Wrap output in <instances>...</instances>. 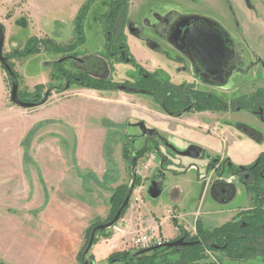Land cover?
I'll return each mask as SVG.
<instances>
[{
  "label": "crops",
  "instance_id": "obj_1",
  "mask_svg": "<svg viewBox=\"0 0 264 264\" xmlns=\"http://www.w3.org/2000/svg\"><path fill=\"white\" fill-rule=\"evenodd\" d=\"M85 1L79 0V3L75 4L71 12L66 15V20L54 21L50 37H47L57 43L70 42L73 39L74 18ZM98 4L95 3L93 6ZM87 20L88 15L84 27L85 43L79 47V51L85 52L84 57L95 55L93 61L100 62L101 58L98 55L102 52L104 42L101 29H97L100 35L97 47L87 49L89 42L86 30ZM30 24L32 20L26 14L12 17L1 23L4 31L3 54H9L16 48L12 42V30L15 26L27 28ZM42 35L39 33L35 36ZM128 38L130 36L126 37L127 45L134 55L135 40H128ZM22 47L23 45L18 49ZM151 54L158 56L156 53ZM40 57L41 54H37L22 60H11L15 64V72L23 82L22 87L28 91L35 85L47 84L46 63L57 59L56 55L51 57L53 60ZM30 61L38 63L37 70L28 68ZM158 63L162 65L158 68L166 70L169 74L173 72L172 68L176 70V65L170 62H167L166 66L164 63ZM127 67L114 64L112 79L123 68L128 69ZM256 73L259 77L257 80L259 86L264 88V73L258 67L251 71V74ZM173 76L179 77L181 74L177 73ZM8 90L5 74L0 66V146H26L27 134L35 126L37 127L34 128L36 131L30 146H53V120H60V118L68 126L80 128L77 146H53V160L27 161L23 158L0 160V166L8 168L1 171L2 203H12L15 199L31 196L33 202L26 206L25 213L33 216L41 212L45 197L44 186L50 195V210L45 216L46 224L44 225L45 230H48V237L43 241L42 247H38L37 250L35 245H31L30 233H26V229L30 228L26 223L27 220H21L19 229L23 231L8 227V232L0 238L3 247L1 252H5L4 250L8 247L10 251L22 255L26 261L33 264H77L78 255L90 228L108 219L109 200L113 191L126 185L130 178L120 147L125 142L122 144L119 140L116 143L114 131L111 133L113 137H110L109 130H115L116 127L126 128L123 133V136H126L125 131L132 128L134 129L132 136L139 137V131L135 130L136 124L142 123L145 128L155 131L177 151L194 148L200 152V158L189 159L174 154V157H171L170 161L166 160L163 165L160 157H156V154L149 151V154H154V159L148 162V169L144 170L140 177L145 186L147 199L143 194V202L140 205L137 207L128 205L122 216L128 226L123 236L103 237L106 233L110 234V228L100 234L96 233L95 237H98V241L92 245L90 252L93 264L104 263L112 253L129 249L130 242L140 227L153 229L165 242H171L178 238L181 230L188 233L194 232L197 220L203 222V225L208 228L224 224L227 217L230 218L228 212L231 211L233 201L231 190L235 192L238 188L244 196L245 193L243 187L237 183L234 188L232 187L234 183L232 178H226L230 183L229 187L223 183L225 182L223 175L217 176L214 172H207L206 165L209 159H229L235 166H247L260 154H264V142L259 141L257 136L253 134L254 136L251 137L224 124V120L232 116L252 117L244 112L231 114L205 112L171 117L146 96L73 87L68 91L72 96L62 104L64 106L57 105L56 110L53 111V103L48 100L29 115L28 109L17 107L9 102ZM68 92L59 96L66 95L65 93ZM252 92L253 90L249 88L245 93ZM85 93L93 94L92 99L87 100ZM49 99H52V96ZM109 146H117L111 154L108 153ZM156 147L158 152L164 155L166 147L160 145ZM202 155L203 158H201ZM27 167L30 168L28 171L30 183L24 175ZM31 168H33V174L30 173ZM173 171L177 173L173 174ZM14 182H17L16 187ZM189 183L193 184V190L185 189ZM166 187L169 189L167 190ZM200 187L202 194L195 203ZM164 190L170 191V199L169 203L162 204L160 197ZM205 191L207 199L204 196ZM208 191L211 192V197L208 196ZM192 193H194L193 196ZM209 199L211 205H208L207 210L201 211L203 202ZM0 205L2 206L1 203ZM244 205L246 202H242V206ZM186 206L195 207V209L186 210ZM180 207L183 213L179 211ZM167 209L173 211L174 217L167 216ZM218 216H224L221 219L225 222L212 225L211 222H214V219L220 218ZM0 260L3 264L8 263L5 258Z\"/></svg>",
  "mask_w": 264,
  "mask_h": 264
},
{
  "label": "rangeland",
  "instance_id": "obj_2",
  "mask_svg": "<svg viewBox=\"0 0 264 264\" xmlns=\"http://www.w3.org/2000/svg\"><path fill=\"white\" fill-rule=\"evenodd\" d=\"M108 1L109 0L95 1V3H99V4L91 7L89 12L87 13L88 20L86 23V30L89 36V42H88L87 49H89V47H95V46L97 47L98 45V39L100 35L98 34L97 29L99 30L101 29V25L99 24L98 19H99V16L107 10ZM225 2L226 0H129L127 17L126 18L121 17V22H117V30L122 31L126 37L130 36L128 40H132V39L135 40V43L133 44V51H134L133 56L136 62H140V64H142L145 71L146 70H151V71L156 70V72L162 71L161 73L165 72V74L169 77V79H174V78L179 79V77L173 76V75H177V73L182 71V72L188 73L187 77L190 78V76H192V71L190 70V66L187 63V60H181L180 62L179 61L180 57L179 55H177V52L169 47L171 45L169 44L170 39H168V37L165 36L167 24L171 22H175L178 19V17H180V15L189 16L184 19V20H187L188 18H192V16L190 15L196 14L202 17L215 19L216 21H219L223 24L224 30H229V18L225 10V6H226ZM78 3H79V0H0V24L3 21H7L8 19L12 17L24 15V14L28 15L31 18L32 24H30L29 27L26 28V27L21 26L20 28H18L17 26H15L14 30H12V42L16 45L15 46L16 48L14 50L21 51L24 48L26 42L30 38L36 37L35 35L39 33L43 34L42 36H37L39 40L40 39L41 40L50 39L47 36L50 37V31L53 30V22L56 20H61V19L66 20V15L69 14L71 12V9L74 7V5ZM102 10H105V11L102 12ZM87 15H86V18H87ZM86 18H85V21H86ZM162 20L167 21V23L162 22ZM85 21L83 24L84 27H85ZM179 23H177L174 27V31H175L174 36L177 39L179 38V35L182 30V28L180 29L178 28L180 27ZM132 30H134V32H132ZM101 34L103 36L102 29H101ZM141 35L143 37H141ZM149 40L154 41L158 44L159 48H156V49L160 50V54L157 53L159 57L158 56L155 57V55H152L151 53L154 54V51L149 49L148 46L145 44V41L147 42ZM22 45L23 47L21 49H18V47ZM170 49L172 50L171 51L172 56L167 55L169 54L168 52L170 51ZM103 51L104 50L102 49V52ZM11 52L9 54H11ZM38 54H41V57H40L41 59H47V60H53L51 59V57L55 56L51 53H46L44 51H41ZM77 54L81 57H84L85 52L79 51V47H78ZM6 55L7 54H3V57H5ZM34 55H37V54H34ZM56 57H57L56 60H58L61 58V55H56ZM95 57H96L95 55L93 58L90 56H85V58H88V60L94 59ZM260 57L263 59V62H264V54H261ZM12 60H15V61L22 60V58H15ZM233 61L238 62L239 66H237V68L244 70V72L241 70H235L233 72V75L230 77L227 85L217 90V92L220 94L219 96L227 100H231L233 97H235L234 95L241 94L244 91L248 90L250 87H253L252 89L254 91L256 89H260V87H258L259 82L257 80H259V77L257 76V73L251 74L252 70L249 71L250 69H253L254 67L257 66V65L251 64L254 62L257 63L256 58H254L252 55L237 53L232 57L231 63ZM158 62L164 63L165 66L167 65V62H170L171 64H174L178 67L177 71H175L172 68L173 72H170L171 74L170 75L169 72H166V70L164 71V69L161 70L160 68H158L159 66H162ZM51 63H53V61L50 63H46L47 68H48L47 84L35 85L33 88H31V90L28 91L27 89H24L22 87L23 82H21L19 75L14 70L15 64L12 63L11 60L9 61L11 68L14 70V72L18 76V80H17L18 86L17 87H19L18 90H19L21 98H22V94L25 95L27 93H33L34 88L36 86H43L41 96L38 97L39 101H41V99H43V97L47 95V99L45 100V102L41 103L40 105L35 106L34 108H29L27 110L29 115H32L35 112V110H38V108L44 105L48 100H50V102L53 103V111L56 110L55 107L57 105L64 106L62 104H64V102L69 100L72 96L71 92H68V91L73 87L82 88L78 85H71L70 87L65 86L66 84L65 79H63L62 81H54L53 76H51L53 72V70L51 69L52 67L50 68L48 66L49 64L51 66ZM248 63H250V65H247ZM29 64H30V67H28L29 69L34 70V71L38 69L37 62L30 61ZM108 67L106 69H109ZM127 68L128 69L123 68L121 71H119L120 73L114 76L113 79H112V75L114 72V68H112V71L107 70V77H109L110 80H112V82L114 81L115 83L124 81L123 78H125V80L134 81L136 79V72L130 66H128ZM259 68L261 72L264 73V66L263 67L259 66ZM168 69L171 70V68H168ZM2 71L5 74L7 88L9 89L8 91H9V102H10V91L12 88V83H10V80L8 79V75L6 74V72L3 69ZM216 86L219 87L218 84ZM51 87H55V88L61 87V92H57L55 89ZM64 92H68V93H65L66 95L59 96L60 94H63ZM92 95L93 94H89V95L86 94L85 98L87 100L92 99ZM51 96H52V99H49ZM115 96L118 97V95H115ZM122 101L124 103L123 97H122ZM106 114H109V113L106 112ZM224 121H225L224 124L231 128L233 127L239 130L241 127H243L245 129L251 130V134H254L255 136H257L259 141L264 142V131H263L264 125L261 124L256 119L252 117H245V116L244 117L232 116L231 118H227ZM36 127L37 126L33 127V130H31L27 134L26 146H0V160L2 159L19 160L20 158H23L27 161L32 160V159L48 161V160H53V146H77L80 128H76L73 126L72 128L68 126L62 118H60V120H53V146H30L31 139L36 131V129L34 128ZM125 129L126 128L120 129L119 127H116L115 130H111V131L109 130L108 133L110 134V137H111L112 136L111 133L112 131H114L115 135L113 134V136H115L114 138H116V141H115L116 143L119 140L121 141L122 144L125 142L120 147H121L122 155H123V151L126 150V159H128V157L131 159V156H133L136 151H140L145 148H148L149 151L156 154V157H160V161L161 162L164 161L162 162L163 165L166 163V160L170 161L171 157H174V153H172L171 151H168L166 148L164 149V155L160 154V152L158 154V152H156L155 150L156 146L154 145L153 140L151 139L148 140L149 138L142 140L143 138H146V136L143 133L140 134L141 139H139L137 135L132 136L134 135L133 134L134 129L132 128H128V130L125 131V134L127 135L123 136ZM135 130L138 131L137 129ZM116 147L117 146H109L108 153L111 154L113 152V149ZM149 151L146 154H149ZM237 152L238 150L236 151V153ZM203 157L204 156L202 155L201 158ZM126 159L123 157V161L129 171L128 174L130 176L131 169L129 166V162H127ZM218 166L220 167V164ZM7 169L8 168L6 167L0 166V194H1V185H2V180H1L2 175L1 174L4 170H7ZM32 169L33 168H31V172H30L31 174H33ZM29 170L30 168L28 167L25 168L24 170V175L28 183H30L29 175H28ZM218 171H220V168H218ZM172 173L176 174L177 171H173ZM223 177L225 178V182H227V183L225 182L223 183L226 184V186L230 187L229 181L226 180V178L228 177L227 173H224ZM239 182H241L240 179H238L237 183ZM14 183H15L14 187H16L17 182H14ZM130 183H131V178H129V181L126 184V186H129ZM234 186H235V182L232 184L233 188ZM193 188H194L193 184L189 183L185 189L186 190L189 189L190 191V190H193ZM260 188L264 190V184L260 186ZM166 189L168 190L169 187H166ZM167 190H164V193L160 197L161 198L160 203L162 204L169 203L168 201L170 199V195H169L170 191H167ZM231 192H232L231 199H233V201H232L231 211L230 213L228 212V214L230 215V218H228L229 217L228 216L225 222L223 219H221V218H224V216H218L220 218L218 220L214 219L215 221L211 222L212 225L214 224L219 225L223 223V221L225 223H228L240 211L244 210V208H246L247 206H251L250 199H247V197L245 199V196L241 192V189L239 190L238 188H236L235 192L232 190ZM205 193L206 191L204 192V196H206V199H207L208 197ZM43 194L45 195V197L43 199L42 208L40 209L41 212L39 214H34L33 216L25 213V210H27L26 206L31 205L33 202V198L31 196L26 197L24 199L23 198L15 199L13 200L12 203H9V202L2 203L3 201H1V198H0V203L2 204V206L0 205L1 206L0 207V238H3L5 234L8 232V229H7L8 227L13 228L14 230L18 228L19 231H23L19 229L21 220H27L26 223L31 229L27 228L26 233H30L29 235L31 236V241H30L31 245H35L34 247H36L37 250H38V247H42L43 241L47 239L48 237V230H45L44 225L46 224L45 216L46 214H48L50 210V206H49L50 195L48 191L45 189V186H44ZM201 194H202V191L200 187L198 191V196L195 198V200L198 199ZM193 195L194 193H192V196ZM208 196L211 197L210 191H208ZM145 198L147 199V193L145 194ZM197 201L198 200H196L195 203H197ZM242 202L244 203L246 202V205L242 206ZM209 204L211 205L210 199L207 200V202H203V206L200 207V209H202L201 211L207 210ZM187 209L192 210V209H195V207L188 208L186 206V210ZM179 211L183 213V210L181 207L179 208ZM209 228H212V227H209ZM180 234L181 235L187 234L191 237L195 235V230L194 232H189V233L181 230ZM2 248L3 247L0 243V259L5 258L6 262H8L6 264H33V263L26 261V259L23 258L22 255H19L16 252L13 253L12 251H10L8 247L6 250H4L5 252H1ZM32 250L35 251L36 249L35 250L32 249ZM120 252L135 253L137 251L133 248H129V249H126ZM204 254H205L204 259L197 261L194 264H264V254H262L261 252L246 255L243 259H240V260H232V259L226 258L219 251L212 252L209 250H205ZM86 260L87 261L89 260L87 256H86ZM77 264H81V262L77 261ZM101 264H109V263L106 260L104 263H101ZM112 264H119V263L117 262V263H112Z\"/></svg>",
  "mask_w": 264,
  "mask_h": 264
},
{
  "label": "trees",
  "instance_id": "obj_3",
  "mask_svg": "<svg viewBox=\"0 0 264 264\" xmlns=\"http://www.w3.org/2000/svg\"><path fill=\"white\" fill-rule=\"evenodd\" d=\"M95 1L86 0L78 10L73 21V39L67 44L57 43L50 39H38L37 37L30 38L21 51L14 50L11 54H7L4 58L6 65L9 67L8 72L5 66L0 63L1 68L8 75L10 83L17 84L18 76L11 68L9 61L15 58H24L29 55L38 54L41 51L51 53L53 55H61V58L48 65L52 70L51 76L54 81H62L65 79V86L78 85L85 89L97 91H121L126 94H141L152 95L159 103L161 108L171 116H178L185 109L188 112H203V111H237L248 110L253 111L255 107L263 109V103L260 101L264 98L263 93H255L244 97L243 99L234 100L226 103L211 95L195 92L188 87L173 88L163 84V80L167 77L157 72L149 74L142 70L131 57L128 47L125 43L123 35L117 30V22H121V17L125 18L129 6V0H109L107 10L100 15L98 21L104 37V56L107 58L108 70L112 71V64L126 63L134 67L139 78L135 83L123 82L115 83L109 77L99 78L90 75L81 70H70L67 68L68 63L76 64L75 59L78 57L77 48L85 43L84 21L87 13L94 5ZM102 1V0H101ZM123 54V56L121 55ZM52 78V77H51ZM108 78V79H107ZM19 88V87H18ZM57 92H61V87H51ZM43 86H36L33 93L22 94L20 96L18 90V98L25 103L32 104L34 108L37 105L45 102V97L38 100L41 96ZM181 97L185 98L182 101ZM260 119L264 122V113ZM157 148H155L156 150ZM149 149L145 148L136 151L131 159H126V150L123 151V157L129 162L131 183L129 186L123 185L116 188L109 200L110 211L108 219L110 221L119 208L125 203L133 188L140 182V179L133 175L132 168L136 161L148 153ZM130 159V161H129ZM217 158L208 165V168H214V162ZM164 162V161H162ZM264 168V155H260L255 163L241 170L255 169V171ZM230 172H234L233 166H230ZM247 194L250 197L252 207L247 210L240 211L230 222L214 228H206L200 220L195 224V235L189 236L182 234L180 237H185L187 242L194 243L191 246L181 248H166L159 247L148 253L130 252H115L108 256L109 264H194L197 261L204 259L205 250L219 251L226 258L232 260L243 259L246 255L261 252L264 254V190L261 188L249 187L244 185ZM129 201V200H128ZM129 203L124 207L119 218H122ZM98 225V224H96ZM92 226L87 233L84 246L78 255V261L81 264H92L91 248L86 251L87 242L90 236ZM105 231V230H104ZM101 233V232H100ZM99 233V234H100ZM98 234V233H97ZM109 237V233L103 235ZM178 237V238H180ZM177 238V239H178ZM98 237L94 238L93 244H96ZM86 256L89 260H86ZM0 264H3L0 262Z\"/></svg>",
  "mask_w": 264,
  "mask_h": 264
},
{
  "label": "flooded vegetation",
  "instance_id": "obj_4",
  "mask_svg": "<svg viewBox=\"0 0 264 264\" xmlns=\"http://www.w3.org/2000/svg\"><path fill=\"white\" fill-rule=\"evenodd\" d=\"M225 5H226L225 10L229 18V30H224L223 24L219 21H216L215 19L202 17L196 14L190 15L192 16V18H188L187 20L184 19L189 16L180 15V17H178V19L175 22H171L167 24L165 36L168 37V39H170L169 44H171L170 46L169 45L168 46L177 52V55H179L180 57L179 60L180 62L181 60H187V63L190 66V70L192 71V76L189 75L190 78H188L187 77L188 73L180 71L179 73L181 74V76H179V79H175V78L169 79V77L165 74V72H163V74L167 77V79L163 80L164 85H168L169 87H173V88L188 87L189 89L191 88V90L195 92L211 95L218 99H221L227 104L234 100L243 99L244 97L253 95L257 92L264 94V88L260 86H258L260 87V89H256L255 91L252 89L253 87H250L253 90L252 93H245L246 91H244L241 94L234 95L235 97H233L231 100H227L220 97L219 96L220 94L217 92L219 88L221 89L225 85H227L230 77L233 75V72L235 70H241L244 72V70L237 68V66H239L238 62L233 61L231 63L232 57L235 54L237 53L248 54L256 58L257 63L256 62L251 63L257 65L253 69L257 67L259 68V66L260 67L264 66L263 59L260 57L261 54H264V0H226ZM162 22L167 23V21H163V20ZM177 23H179L180 26L178 28L179 29L182 28L178 39L174 36V32H175L174 27ZM118 32L121 35H123V37L125 38V43L127 45L126 36L123 34L122 31H118ZM132 32H134V30H132ZM141 37L143 36L141 35ZM149 41L147 42L145 41V44L148 46V48L154 51V53L160 54V50L156 49L159 48L158 44L154 41H150V42ZM171 49L168 52L169 54L166 53L167 55H171V51H172ZM129 53L131 57L134 59V56L132 55L130 50ZM2 54H3V48H2ZM121 55L123 56V54ZM90 57L93 58V56ZM100 58H101V60H99L100 62H95L96 60L94 61L93 59L88 60V58L80 57L78 55V57L75 59L76 64L68 63L67 68L70 70L78 69L83 72L89 73L94 77L106 78L107 70H108L106 69L108 67V62H107L108 60L106 59L107 57L104 56V51L101 52ZM134 61L142 70H144V68L138 62H136L135 59ZM116 64L130 66L136 72V79L134 81L124 80L122 82H116V83H123V82L135 83L138 80L139 74L137 70L134 67H132L130 64H126V63H116ZM113 65L114 64H112V68ZM247 65H250V63H248ZM177 68L178 67L176 66L175 71H177ZM253 69H250L249 71ZM145 72L149 74L157 73L156 70L153 71L146 70ZM217 84L219 85V87L216 86ZM134 95H141V94H134ZM141 96H147L152 100V102L155 105H157L163 112H165L161 108L159 103L156 101L154 96L152 95H141ZM181 99L182 101H185L184 97H181ZM260 101H262L263 103V109L255 107L253 111L228 110V111L188 112L187 109H185L181 114L174 117H180L184 114H197V113H205V112L221 113V114L244 112L251 115L257 121H259L261 124L264 125V122L259 117L261 114L264 113V98L261 99ZM136 129L139 131L138 138L141 139L140 134L143 133V130L147 128H145L142 123H139L138 125L136 124ZM239 130L251 137L254 136L253 134H251V130L249 129H245L241 127ZM150 131L151 134L149 136L145 135L146 138H143L142 140L149 138L148 140L150 139L153 140L155 146L158 145L172 146L165 139L159 137L155 131L153 130ZM197 152L199 153L198 158H200V152L199 151ZM260 155H264V154H260ZM214 159L215 158L209 159V162L206 165V171L214 172L217 176H221L224 173H227L228 177L232 178L235 184L237 183L238 179H240L241 182L237 184H240L243 187L245 197H247V199H250V197L247 194L244 185L247 184L249 187H255L258 189L260 188V186L264 184V168L257 171H255V169L241 170L244 169L245 167H249L253 165L257 159L253 163L247 166H235L229 161V159L220 160L217 158L218 161L214 162V168H208V165L210 164L211 161L213 162ZM219 164L220 167L218 166ZM230 166H233L237 170L231 173L229 170ZM217 167L220 168V171H218ZM251 207H252V203L251 206H247L246 208H244V210L250 209ZM180 236L181 234L178 237Z\"/></svg>",
  "mask_w": 264,
  "mask_h": 264
},
{
  "label": "built area",
  "instance_id": "obj_5",
  "mask_svg": "<svg viewBox=\"0 0 264 264\" xmlns=\"http://www.w3.org/2000/svg\"><path fill=\"white\" fill-rule=\"evenodd\" d=\"M154 159V154L144 155L138 159L135 163V174L136 177L140 179V182L133 188L130 197L129 205L137 207L143 202L142 195L145 193V186L141 182L142 172L147 170L149 167L148 162ZM138 161H140L138 163ZM167 216L174 217L172 210H166ZM128 229V226L123 218H119L110 228V236H123ZM166 242L158 235V233L153 229H147L140 227L136 234L133 236L130 242V248L135 249L136 251L149 249L151 247L162 246Z\"/></svg>",
  "mask_w": 264,
  "mask_h": 264
},
{
  "label": "water",
  "instance_id": "obj_6",
  "mask_svg": "<svg viewBox=\"0 0 264 264\" xmlns=\"http://www.w3.org/2000/svg\"><path fill=\"white\" fill-rule=\"evenodd\" d=\"M3 43H4V32H3V27L0 24V63L3 64L5 66V69L9 72L10 69L9 67L6 65V60L3 57L2 54V48H3ZM47 99V95L45 96V100ZM10 102L20 108L23 109H29L32 108L33 105L29 104V103H25L22 102L19 98H18V87L16 84H12V88L10 91ZM143 134L149 136L151 134V131L148 129L143 130ZM167 149H169L172 153H174L175 155L179 156V157H183V158H189V159H197L199 157V153L194 149V148H188L185 151H177L173 146H165ZM156 152H158V150L156 149ZM159 153V152H158ZM133 171V175L135 176V165L132 168ZM129 198H127V200L125 201V203L119 208V210L116 212V214L114 215V217L106 222V223H101L96 225L89 236L88 242H87V246H86V251H88L92 245H93V241L95 238L96 233H100L103 232L104 230H108L109 228H111V226L119 219L122 210L124 209V207L127 205ZM194 243L191 242H187L185 241V237H181L178 238L174 241L171 242H166L165 244L162 245V247H166V248H181V247H187V246H191ZM161 246L158 247H151L149 249H145V250H140V253H148L151 252L157 248H159Z\"/></svg>",
  "mask_w": 264,
  "mask_h": 264
}]
</instances>
